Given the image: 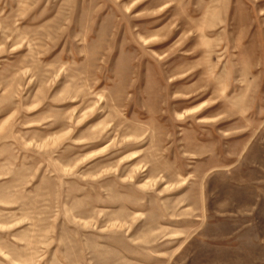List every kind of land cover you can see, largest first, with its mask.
I'll return each instance as SVG.
<instances>
[{
	"label": "rangeland",
	"instance_id": "1",
	"mask_svg": "<svg viewBox=\"0 0 264 264\" xmlns=\"http://www.w3.org/2000/svg\"><path fill=\"white\" fill-rule=\"evenodd\" d=\"M0 264H264V0H0Z\"/></svg>",
	"mask_w": 264,
	"mask_h": 264
}]
</instances>
